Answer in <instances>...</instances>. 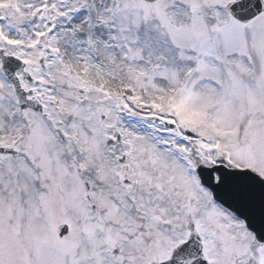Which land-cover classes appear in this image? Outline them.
<instances>
[{
	"label": "snow or ice",
	"instance_id": "1",
	"mask_svg": "<svg viewBox=\"0 0 264 264\" xmlns=\"http://www.w3.org/2000/svg\"><path fill=\"white\" fill-rule=\"evenodd\" d=\"M0 264H264V0H0Z\"/></svg>",
	"mask_w": 264,
	"mask_h": 264
}]
</instances>
